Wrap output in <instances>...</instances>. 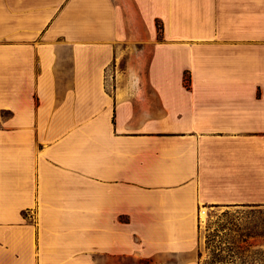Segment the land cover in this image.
Instances as JSON below:
<instances>
[{"label": "crops", "instance_id": "0c3cea01", "mask_svg": "<svg viewBox=\"0 0 264 264\" xmlns=\"http://www.w3.org/2000/svg\"><path fill=\"white\" fill-rule=\"evenodd\" d=\"M32 207L46 264H264L203 216L264 208V0H0V264Z\"/></svg>", "mask_w": 264, "mask_h": 264}, {"label": "rangeland", "instance_id": "374dc122", "mask_svg": "<svg viewBox=\"0 0 264 264\" xmlns=\"http://www.w3.org/2000/svg\"><path fill=\"white\" fill-rule=\"evenodd\" d=\"M158 28H161L160 22L157 21ZM121 67H125L126 61L123 58L121 61ZM110 78V77H109ZM111 80L109 79V89H111ZM206 212L203 216L209 217L210 220L206 222V233L212 236L217 233L220 229L223 230L224 234H229L235 236L236 233L245 232H259L264 233V208L262 209H244L243 211H225L224 208L218 207L209 212V209H205ZM212 223L211 225L209 223ZM231 222V223H228ZM23 251H24V264H46L43 260L44 251L47 249L46 243L44 242L41 235V219H40V209L36 207L28 208L23 210ZM50 251L53 252L54 248L52 246L54 234H50ZM216 239V237H215ZM219 239V238H217ZM1 243V242H0ZM210 247L214 250L212 257L209 258L206 264H224L223 261L230 258L228 255V250L230 248L234 249V246L230 243L227 245L222 244L218 241H213L210 243ZM226 250L222 252V250ZM58 259V258H57ZM97 258L92 256L90 258H66L53 262L51 264H96ZM132 261V260H131ZM128 259H123L117 264H131ZM218 261H222L219 262ZM111 264V262H109Z\"/></svg>", "mask_w": 264, "mask_h": 264}, {"label": "trees", "instance_id": "16d2710c", "mask_svg": "<svg viewBox=\"0 0 264 264\" xmlns=\"http://www.w3.org/2000/svg\"><path fill=\"white\" fill-rule=\"evenodd\" d=\"M188 79V78H187Z\"/></svg>", "mask_w": 264, "mask_h": 264}]
</instances>
